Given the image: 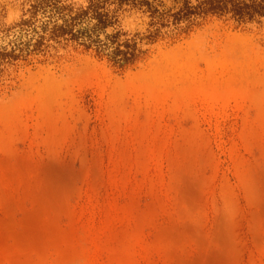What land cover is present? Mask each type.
Wrapping results in <instances>:
<instances>
[{"label":"rangeland","instance_id":"1","mask_svg":"<svg viewBox=\"0 0 264 264\" xmlns=\"http://www.w3.org/2000/svg\"><path fill=\"white\" fill-rule=\"evenodd\" d=\"M55 1L0 0V264H264V19L109 2L120 66Z\"/></svg>","mask_w":264,"mask_h":264},{"label":"trees","instance_id":"2","mask_svg":"<svg viewBox=\"0 0 264 264\" xmlns=\"http://www.w3.org/2000/svg\"><path fill=\"white\" fill-rule=\"evenodd\" d=\"M55 1V0H50ZM198 4L191 7L189 2H185L180 10L173 14L170 18L177 24L182 20H188L193 16H218L223 17L230 15L231 18L240 23H251L257 20L264 19V0H197ZM56 2V1H55ZM112 2L118 7L125 4L141 5L150 7L151 4L147 0H99L97 3H91L86 11L77 13L69 20L62 18L63 24L54 25L52 27L53 37L69 36L72 40L81 42L86 48H95L97 55L106 56L110 61L123 66L127 64L131 58H128L129 53L120 50V47L111 48L107 42L100 40V34L104 33L108 27L114 25L113 15L106 9V4ZM49 7V5H48ZM55 10H63L55 7ZM83 20H88L91 24L90 30H76L78 24ZM81 22V23H79ZM107 40L110 36L106 37ZM115 39V37H114ZM116 41L112 40V45ZM125 47L130 48L127 43ZM133 57V52L131 53Z\"/></svg>","mask_w":264,"mask_h":264}]
</instances>
